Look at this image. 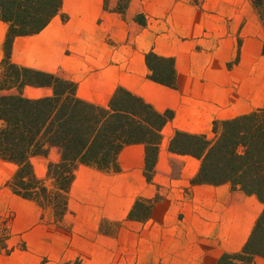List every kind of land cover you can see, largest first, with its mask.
Segmentation results:
<instances>
[{
    "label": "crops",
    "instance_id": "crops-1",
    "mask_svg": "<svg viewBox=\"0 0 264 264\" xmlns=\"http://www.w3.org/2000/svg\"><path fill=\"white\" fill-rule=\"evenodd\" d=\"M244 1L254 17L240 26L235 10L218 0H130L124 14L113 9L117 0H108L109 9L105 0H61L59 14L42 30L13 39V63L74 81L84 101L106 106L123 87L172 117L161 130L151 180L142 143L118 152L117 169L78 164L60 221L51 207L3 189L0 214L14 211L9 230L22 234L28 251L0 259L217 264L223 253L243 247L263 204L228 183H193L200 160L172 152L169 142L176 131L211 137L214 121L264 108V26ZM6 33L0 20V62ZM148 51L173 59L176 87L149 78ZM51 92L49 86L22 90L29 98ZM58 160V150L50 147L31 163L37 177L45 178L48 162ZM14 171L0 160V185ZM140 198L152 200L151 207L144 218L131 219ZM250 264H264V257Z\"/></svg>",
    "mask_w": 264,
    "mask_h": 264
},
{
    "label": "trees",
    "instance_id": "trees-1",
    "mask_svg": "<svg viewBox=\"0 0 264 264\" xmlns=\"http://www.w3.org/2000/svg\"><path fill=\"white\" fill-rule=\"evenodd\" d=\"M264 26V0H247ZM130 0H117L113 8L124 14ZM61 0H0V20L7 24L4 54L0 62V160L15 171L6 185L10 190L42 207H51L56 221L67 209V196L78 164L98 169H117L116 157L126 145L145 147V175L151 180L161 130L172 112H158L129 90L118 87L106 106L77 96V84L53 73L17 65L10 60L16 36L42 30L60 12ZM104 8L109 9L108 0ZM135 20L143 22L142 15ZM149 78L176 87L174 61L153 51L145 54ZM25 86H49L51 94L38 98L23 95ZM213 136L176 131L169 149L200 160L193 183L219 185L255 195L263 210L243 247L223 253L217 264H250L264 257V108L231 119L216 120ZM55 147L59 160L48 162L46 177L34 172L31 158L46 156ZM152 200L137 199L129 212L142 219ZM10 233L0 217V253L10 254ZM64 264H68L65 262ZM76 264H79L78 262Z\"/></svg>",
    "mask_w": 264,
    "mask_h": 264
},
{
    "label": "rangeland",
    "instance_id": "rangeland-1",
    "mask_svg": "<svg viewBox=\"0 0 264 264\" xmlns=\"http://www.w3.org/2000/svg\"><path fill=\"white\" fill-rule=\"evenodd\" d=\"M216 0H209V3L211 5L212 2ZM225 3L226 6L230 7L231 9L235 10V13L240 18V26H243L244 24H250L252 22V18L254 17V12L250 9L248 4L244 0H218ZM9 188L6 185V182L4 184L0 185V203L3 204V189ZM10 189V188H9ZM3 208V207H1ZM0 217L4 220L6 224V228L8 232L10 233V239H9V246L14 247V250L10 253L12 254L14 251H28V246L22 236L12 234L10 229V224H12L15 213L12 210H6L5 213L0 214ZM2 255H10V254H4L0 253ZM7 259H0V264H18L19 259H9L6 262ZM107 259H62L59 261H53L54 264H64L65 262H68V264H76L77 262L79 264H106ZM52 259H47L46 257H43L40 259V262L38 264H52L50 263Z\"/></svg>",
    "mask_w": 264,
    "mask_h": 264
}]
</instances>
